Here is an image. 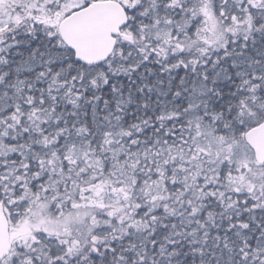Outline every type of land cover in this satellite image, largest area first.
Masks as SVG:
<instances>
[{"label":"snow or ice","instance_id":"1","mask_svg":"<svg viewBox=\"0 0 264 264\" xmlns=\"http://www.w3.org/2000/svg\"><path fill=\"white\" fill-rule=\"evenodd\" d=\"M0 264H264V0H0Z\"/></svg>","mask_w":264,"mask_h":264}]
</instances>
